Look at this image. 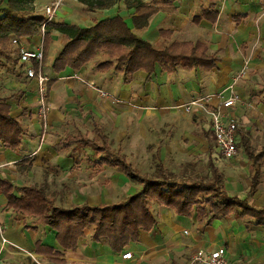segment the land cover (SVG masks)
I'll list each match as a JSON object with an SVG mask.
<instances>
[{"label": "crops", "instance_id": "crops-1", "mask_svg": "<svg viewBox=\"0 0 264 264\" xmlns=\"http://www.w3.org/2000/svg\"><path fill=\"white\" fill-rule=\"evenodd\" d=\"M176 1H174L173 5L162 7L157 14L153 15L146 29L136 31H142V35L139 36L155 44H159L163 39L160 34L162 28L172 30L170 41L205 42L209 45L210 53L216 52L219 57L215 67L210 69L179 67L176 71L168 73L157 65L155 72L152 74V79L149 81H146V72L137 71L131 82L124 83V77L121 74L112 70L100 72L95 67L92 70L88 65L79 70L67 67L64 71L56 73L51 68V64L58 53L53 56L50 50L49 53L47 50L45 66L48 69H46V74L49 80H53V85L50 88L51 90L48 91L50 110L46 133L43 132L42 120L37 112V81L28 78L26 75L17 77L6 69L1 70V74H6L4 79L6 90L19 89L24 92L20 99L10 101L12 113L18 116L22 113V109H28L29 112L32 110V114L31 117H23L29 136L24 140L21 152L15 153L0 147V178L10 180L17 187L30 186V182L27 181L29 179L37 181L35 178L38 168L40 169L47 165L45 170L49 171L54 170L52 167L54 165L56 168L58 167L56 170L61 171V176L79 164L78 162H84L83 160L94 166L93 179L101 174L104 168L113 169V167L105 166L98 171L95 161L90 160L94 157L91 149L88 150L93 153L92 156H86L83 151L87 149L76 151L72 146L67 147L61 142L67 135L75 134L79 130L84 132L76 125L75 120L73 121L74 118L81 114L78 108L80 106H83L84 110L88 112L89 120L94 116L101 123L106 133V128H108L109 124L117 125L120 122H124L125 119H129V121L135 118L140 120L143 117L161 115V113L168 112L169 108L175 104L188 102L193 97L208 94L214 95L210 105L222 110L223 119L226 122L234 120L239 125L237 142L240 154L241 149L243 150L240 147L241 136L246 135L249 139V133L243 132L239 121L235 120V115H238V117L243 115L240 107L242 105L246 107V103L257 106L258 102L260 107L264 106V103L260 102L261 100L252 83L248 80L249 70L261 69L260 67L264 61V0H197L198 3L202 1L198 10H196L197 1L194 4L192 3L195 0H183V5ZM203 1L207 2L203 3ZM210 6L215 7L214 9L218 13L215 23L206 17H201L203 11ZM2 7L3 5L0 6V9ZM171 7L173 8L172 12H166V9ZM192 11L194 13H192V22L203 36L196 39L177 38L178 32L176 30L177 25L180 24V17L183 16L182 14H188ZM199 17L200 20L198 21ZM164 21L173 25V27H160V24ZM130 25L132 26V21ZM153 27H157L155 39L150 37ZM196 29L192 30L197 32ZM189 32L191 33V31ZM186 34L188 35V33ZM34 37L30 40L24 39L22 42L31 43V46L28 47L34 49L40 43V39L35 42ZM157 41L159 42L157 43ZM231 42L238 45L244 43L242 46L243 49L245 48L244 52L241 49L240 53H221L225 45ZM62 47L58 48L59 52ZM87 82L89 83L87 84ZM93 84H96V86H93ZM101 89L109 91L111 97L107 98V96L102 95ZM260 92L264 100V85ZM231 95L241 96L242 102L237 99L235 105L228 108L224 107L222 105V97L226 98ZM15 108L17 109L16 111L14 110ZM193 109L190 113H186L171 108L169 113L175 121L179 120L176 118L177 115L186 116L192 131L195 130L193 126L202 129L200 131L201 133L203 132V135L198 133L196 135L197 138L201 142H205L208 145L206 147H215L216 155L227 161L215 143L216 139H214L211 129L212 124L206 118L205 113L202 109ZM233 109L234 113L230 115L229 113ZM189 117H191V120H189ZM65 123L74 125L75 132L69 131L66 134ZM56 132L60 134L57 142L53 140ZM56 144L57 147H55ZM163 145V142H161L159 148L163 147ZM63 148H69V151L63 154L61 151ZM112 148L114 147L112 146ZM114 149L123 154L121 147ZM81 152L84 153L82 157L80 156ZM243 152L245 153L244 150ZM161 157L157 154V170L159 162H162L163 166H165ZM20 162L24 167L20 169V173L14 172L15 168L21 167L19 165ZM45 162L47 163L44 164ZM7 164L10 166H5ZM209 165L211 171H213V167L218 168L221 179L222 174L226 175L228 171V173L237 174L241 170L238 165L226 170L219 164H215L211 158L209 159ZM37 166L40 167L37 168ZM165 167L166 176L170 179H176L166 173ZM261 171L262 176L258 189L253 194H250V188L253 185L252 177L245 183L248 186L247 189L240 186L238 181L232 180V177H227L228 180L225 181V184L222 179L223 187L228 193V190L232 191L233 193H229L231 195L238 196L241 199L247 198L250 205L264 208L263 189L261 191L264 186V179L261 182L264 175V165ZM120 172L126 182H135L139 185V189L132 192V194L137 193L142 185L122 171ZM38 179L42 182L41 178ZM31 186L36 185L32 184ZM43 186L37 185V187L41 188ZM75 193L72 192L68 196L73 201L78 199ZM6 203V196L0 192V264H59L55 260L58 256L47 253V251L36 252L37 241L44 245L52 246L55 250H61L62 255L59 258L72 264H196L193 262V257L198 249L209 251L220 246L226 248L228 264H264V226L250 223L249 218L238 219V217L231 216L218 218L211 224H206L200 222L196 215L190 217L177 215L171 208L157 203V211H154L158 218L157 226L152 231H142L139 241H134L121 252L113 251L105 241L92 240L91 236L94 232V227L93 230L85 229L84 235L78 241L77 248L62 250L56 239L55 231L48 224L37 223L35 217H26L24 214L15 213L11 209H5ZM83 203H89L90 205L102 204L78 200L72 206ZM72 206L65 204L60 207ZM182 216L187 218L186 224L189 227H185ZM126 252H132V258L124 259L122 255Z\"/></svg>", "mask_w": 264, "mask_h": 264}, {"label": "trees", "instance_id": "trees-1", "mask_svg": "<svg viewBox=\"0 0 264 264\" xmlns=\"http://www.w3.org/2000/svg\"><path fill=\"white\" fill-rule=\"evenodd\" d=\"M117 1L124 2L128 9H134L133 27L120 14L98 19L90 26L55 19L46 22L44 15L31 13L37 0H0V6L3 5L0 9V70L6 69L17 77L27 76L25 64L20 61V43L41 33L44 24V60L52 42V32L56 30L66 37L62 50L51 64L56 73L67 67L79 70L93 61L98 71L112 70L124 77V83H129L137 71L146 72V81H149L157 65L168 73L179 67H215L219 57L216 52L210 53L205 42L170 41L172 30L162 28L160 34L163 39L155 44L134 31L146 29L153 15L162 7L173 5L176 0H152L151 3L145 0H81L93 12L111 9ZM214 8H206L201 17L215 23L218 13ZM52 85L53 80H49V90ZM23 93L19 89L9 94L0 93V147L15 153L21 152L24 140L29 136L23 122L27 109H22V113L15 116L10 101L20 99ZM90 120L91 137L79 130L65 136L61 142L76 151L91 149L94 157L90 160L95 161L98 171L105 166L122 171L142 185L137 193L114 203L60 207L41 187H17L10 180L0 178V192L7 198L5 209L35 217L37 223L48 224L55 231L62 250L77 248L85 229L93 225L92 240L105 241L113 251L121 252L134 241H139L142 231H152L157 226L158 218L152 209L154 203L171 208L177 215H196L200 222L206 224L232 216L249 218L250 223L264 226V208L250 205L247 198L229 194L223 187L218 168L213 167L209 180L184 181L168 178L165 166L159 162L158 176L151 179L142 175L120 151L112 148L103 126L94 116ZM249 141L246 135L241 136L240 147L249 157L253 169L250 188V194H253L262 176L264 146L257 151ZM36 245V252L47 251L58 256L57 262H65L59 258L61 250L39 241Z\"/></svg>", "mask_w": 264, "mask_h": 264}, {"label": "rangeland", "instance_id": "rangeland-1", "mask_svg": "<svg viewBox=\"0 0 264 264\" xmlns=\"http://www.w3.org/2000/svg\"><path fill=\"white\" fill-rule=\"evenodd\" d=\"M145 1L148 3L152 2V0ZM182 1L183 0H177L176 2L182 3L183 5L184 2ZM196 1L197 0L193 1L192 3L194 4ZM206 2L207 1H203V3ZM201 4L202 1H200L199 3L197 1L196 10L200 8ZM48 8H51L50 13L53 16L51 20H66L68 23H76L80 26H90L98 19L113 16L115 14L122 15L131 24V17L134 13V9H128L126 7V4H124V2L122 1H117L109 10H97L93 13L87 9L86 5L81 2V0H37V2H35V9L31 13H37L40 15L42 14L47 19L50 16ZM172 9V7L170 9H166V12H172ZM192 13L193 11L189 12L188 14H182L183 16L180 17V24L177 25L178 27L176 30L178 32V35L176 36L177 38L196 39L203 36L201 32L195 28L192 22V15L194 14ZM160 27L170 28L173 27V25L169 24L167 21H164L160 24ZM191 28L196 29L197 32L193 31ZM134 31L137 34L142 35V31ZM189 31H191V33ZM186 33H188V35ZM42 35L43 30L38 34V36L34 37V41L38 42L39 39L41 40L40 37H42ZM156 36L157 27H153L150 32V37L152 39H155ZM65 41L66 37L63 34L56 30L53 31L52 42L49 46L48 53L49 50L53 56L59 53L58 48L62 47ZM158 42L159 41H157V43ZM30 44L31 43L29 42L20 43L22 47L21 49H33L29 48L31 46ZM243 44L238 45L234 44V42H231L228 45L226 44L221 53L228 54L229 52V54H235L240 53L239 51H241V49L244 52L245 48H242ZM32 46L34 45L32 44ZM101 57L102 56H100L99 58ZM88 67L94 70L95 66L93 61L88 64ZM260 68L261 69L249 70L248 80L250 83H252L256 93H258V97L261 100L260 102L264 103V100L261 97L262 94L260 92L262 86L264 85V61L263 65ZM46 69H48V67ZM5 76L6 74H1L0 70V93L9 94L12 92V90H6L4 86ZM89 82H87V84ZM93 86H96V84H93ZM100 91L106 90L101 89ZM106 93L107 98L111 97L109 91H106ZM240 97L241 96L238 97V100L242 102ZM175 105L171 108L179 111L175 107ZM78 108L81 114H79L80 116H78L77 118H74L73 121L75 120L76 125L85 133L87 132L91 137L93 133L88 112L84 110L83 106H80ZM171 108H169V111L171 110ZM240 108L241 111H243V115L241 117L235 115V120L239 121V124L243 128V132L249 133V142L251 143V145L259 150L264 146V106L260 107L257 102V106H252L246 103V107L242 105ZM14 110L16 111L17 109L15 108ZM169 111L161 113V115L156 114L154 116L152 115L149 117H143L140 120H136V118L130 121L129 119H125L124 122H120L117 125L113 124L114 126L109 124L108 128H106V133L109 135L111 145L114 148L121 147L123 150L122 152L128 159V161L135 165L137 170L142 175H145L147 177L152 178L158 175L157 154H159L160 157L162 156L161 159L166 166L165 170L169 176L180 180H209L212 177V171L209 165V159L211 158L215 164H219L226 170H230L235 165L241 167V170L237 174L228 173L229 171L226 172V175L222 174L224 184L225 181L228 180L227 177H232V180L238 181L240 183V186H243V188L245 189L248 188L245 183L246 181L251 179L252 169H250L249 159L242 149L239 157L227 161L222 159L221 157L216 155L215 147H206L208 145H206L205 142H201L197 138L196 135L198 133L203 135V132L201 133L200 131L202 129H198L190 124L191 126H193V129H195L194 131H192V129L188 125V123L190 122L187 120L186 116L177 115L176 118H178L179 120L175 121L171 118ZM232 113H234V109L229 114L231 115ZM31 114L32 110L29 112V110L27 109L23 117H31ZM66 120L68 119L66 118ZM189 120H191V117H189ZM65 128L67 129V133L65 132L66 134H68L69 131L72 133L75 132L74 125L70 123H65ZM58 136H60V134L56 132L55 136L53 137V140L55 142L59 140ZM161 142H163L164 145L163 147L159 148ZM55 147H57V144L55 145ZM61 151L64 154L65 152L69 151V148H63ZM83 152H85L86 156H92L93 154L88 149ZM80 156H84V153L81 152ZM83 161L84 162H78L79 164L75 165L70 171H67L65 175L61 176V171L56 170L58 167L56 168L54 165H52L54 170L49 171L45 170L47 169V165L43 166L40 169L38 168L40 166H37L38 170L36 171L37 174L35 178L37 181L29 179V181L27 182H30L29 184H34L36 186L44 185L43 189L53 200H55V204L57 206H59L60 204V206L65 204L72 206V204H74L78 200H86L87 202L102 204L107 202L114 203L123 200L130 195H133L132 192L139 189V185H137V183L130 181L126 182V179L123 177L121 172L115 170L114 168H104L101 174H95L97 176L95 179H93L92 175H94L95 171L94 166L86 160ZM46 163L47 162H45L44 164ZM10 165L7 164L5 166L9 167ZM19 165L21 167L18 169L15 168L14 172L20 173V169H22L24 165H21V162L19 163ZM33 177L35 176L33 175ZM38 178H41L42 182ZM263 179L264 175L261 182L263 181ZM71 186L75 188H72ZM262 189L264 192V186L263 188H261V191ZM228 191L229 193H233L230 190ZM72 192H76L75 194L76 197L78 196V199H75L73 201L71 197H68ZM157 206V203L153 204V211H157ZM181 218L185 223V227H189L188 224H186L187 218L183 216ZM93 227L94 226L91 225L88 226L87 229L93 230Z\"/></svg>", "mask_w": 264, "mask_h": 264}, {"label": "built area", "instance_id": "built-area-1", "mask_svg": "<svg viewBox=\"0 0 264 264\" xmlns=\"http://www.w3.org/2000/svg\"><path fill=\"white\" fill-rule=\"evenodd\" d=\"M50 16L46 19L49 22L52 19L51 8H48ZM45 32V24L42 27ZM16 42V41H15ZM20 61L25 64V72L27 77L37 81V106L38 114L42 120L43 132L46 133L49 117V103H48V82L49 77L44 70V36L42 35L40 43L34 49H22L20 52ZM102 95H107L106 91H100ZM214 95H204L193 97L188 102L176 104L175 107L181 111L190 113L193 108L202 109L206 118L210 121L211 129L214 134L216 145L221 150L223 157L227 160L237 157L240 151L237 142L238 124L234 120L223 119L222 110L214 108L210 105ZM238 96L231 95L229 97H222V105L224 107H231L235 105ZM6 241V240H4ZM132 252H126L122 255L124 259L132 258ZM193 262L197 264H228L226 256V248L220 246L214 250L198 249L193 257ZM59 264H72L65 261Z\"/></svg>", "mask_w": 264, "mask_h": 264}]
</instances>
